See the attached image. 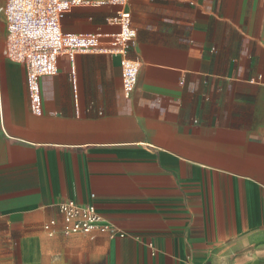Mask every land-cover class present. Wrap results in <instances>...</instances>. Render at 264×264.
I'll use <instances>...</instances> for the list:
<instances>
[{
	"label": "crops",
	"instance_id": "crops-1",
	"mask_svg": "<svg viewBox=\"0 0 264 264\" xmlns=\"http://www.w3.org/2000/svg\"><path fill=\"white\" fill-rule=\"evenodd\" d=\"M121 8L132 94L121 56H65L39 115L0 16V264H264V0L78 7L63 29L119 32ZM65 199L125 235L64 234Z\"/></svg>",
	"mask_w": 264,
	"mask_h": 264
},
{
	"label": "built area",
	"instance_id": "built-area-1",
	"mask_svg": "<svg viewBox=\"0 0 264 264\" xmlns=\"http://www.w3.org/2000/svg\"><path fill=\"white\" fill-rule=\"evenodd\" d=\"M128 0H1L0 16L8 29L7 45L3 54L22 63L27 71V87L33 113L43 111L41 78L58 73V61L69 56L74 59L79 53H110L121 56L124 94L129 97L138 82L140 62L128 54L129 44L134 41L136 31L131 25V13L121 8L110 16L109 24L121 26L112 33H70L63 29V18L78 7L95 8L102 5L124 7ZM75 98H78L76 69H71ZM77 104V103H76ZM78 107V105H77ZM96 195L93 193L92 197ZM63 216L64 234L109 233L112 237L124 236L96 208L93 202L80 203L65 199L59 203ZM55 220L45 228L54 235ZM151 245V244H150Z\"/></svg>",
	"mask_w": 264,
	"mask_h": 264
}]
</instances>
